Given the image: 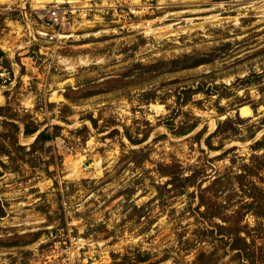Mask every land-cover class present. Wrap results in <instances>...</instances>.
<instances>
[{
	"label": "rangeland",
	"instance_id": "obj_1",
	"mask_svg": "<svg viewBox=\"0 0 264 264\" xmlns=\"http://www.w3.org/2000/svg\"><path fill=\"white\" fill-rule=\"evenodd\" d=\"M51 1L0 0V264H264V0Z\"/></svg>",
	"mask_w": 264,
	"mask_h": 264
},
{
	"label": "built area",
	"instance_id": "obj_2",
	"mask_svg": "<svg viewBox=\"0 0 264 264\" xmlns=\"http://www.w3.org/2000/svg\"><path fill=\"white\" fill-rule=\"evenodd\" d=\"M130 0H114L111 3H105L98 5V1L87 0L79 4H73L70 0H53L47 8L43 9L39 19L47 27L48 31L45 32V37H48L50 41L56 39V36L61 35L65 30L69 29L72 22L80 20L89 21L99 12H104L112 18L113 23H117L120 29L130 27L135 20L134 5L129 4ZM3 13L2 5L0 4V15ZM79 22V21H78ZM148 21H146L145 27H148ZM61 33V34H60ZM60 38V37H59ZM3 47L0 46V97L4 92L9 89L14 79V72L12 69V63L8 62Z\"/></svg>",
	"mask_w": 264,
	"mask_h": 264
},
{
	"label": "bare ground",
	"instance_id": "obj_3",
	"mask_svg": "<svg viewBox=\"0 0 264 264\" xmlns=\"http://www.w3.org/2000/svg\"><path fill=\"white\" fill-rule=\"evenodd\" d=\"M32 31V30H31ZM31 37H32V32H31V35H30ZM12 55V54H11ZM86 58V57H85ZM85 58H83V57H79V59H78V62L79 63H81V64H85V63H87V61H88V59H85ZM68 64V63H67ZM69 65V64H68ZM73 67V65H71V66H69V68H72Z\"/></svg>",
	"mask_w": 264,
	"mask_h": 264
},
{
	"label": "trees",
	"instance_id": "obj_4",
	"mask_svg": "<svg viewBox=\"0 0 264 264\" xmlns=\"http://www.w3.org/2000/svg\"><path fill=\"white\" fill-rule=\"evenodd\" d=\"M33 131H34V130H28V129L25 130L26 133H32ZM241 240H243V239H241ZM245 241H246V240L244 239L243 242L245 243ZM236 248H240V247H237V246H236Z\"/></svg>",
	"mask_w": 264,
	"mask_h": 264
}]
</instances>
